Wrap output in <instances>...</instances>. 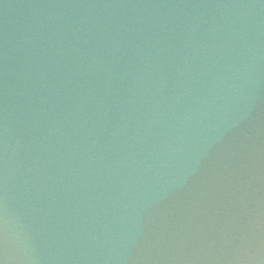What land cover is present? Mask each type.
<instances>
[{
  "label": "water",
  "instance_id": "95a60500",
  "mask_svg": "<svg viewBox=\"0 0 264 264\" xmlns=\"http://www.w3.org/2000/svg\"><path fill=\"white\" fill-rule=\"evenodd\" d=\"M0 264H264V0H0Z\"/></svg>",
  "mask_w": 264,
  "mask_h": 264
}]
</instances>
